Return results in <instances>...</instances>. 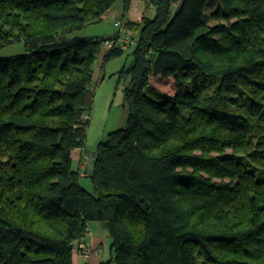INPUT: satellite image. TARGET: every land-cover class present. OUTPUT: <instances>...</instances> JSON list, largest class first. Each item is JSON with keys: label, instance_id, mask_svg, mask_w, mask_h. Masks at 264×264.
Listing matches in <instances>:
<instances>
[{"label": "trees", "instance_id": "obj_1", "mask_svg": "<svg viewBox=\"0 0 264 264\" xmlns=\"http://www.w3.org/2000/svg\"><path fill=\"white\" fill-rule=\"evenodd\" d=\"M116 1L0 0V49L19 48L0 57V264H71L89 220L100 264H264V0H216L214 25L208 0H146L125 22L127 124L88 155L90 194L71 153H87L94 61L124 49L69 36Z\"/></svg>", "mask_w": 264, "mask_h": 264}, {"label": "rangeland", "instance_id": "obj_2", "mask_svg": "<svg viewBox=\"0 0 264 264\" xmlns=\"http://www.w3.org/2000/svg\"><path fill=\"white\" fill-rule=\"evenodd\" d=\"M178 2L179 0H174V7L178 6ZM147 3L146 0H130L128 8L123 12L121 19L118 18L113 21L110 18H104L101 21L85 25L69 36L71 38L79 36L103 38L118 33V44L124 49V54L122 56L115 57V59L105 62L102 69H100L101 59L99 57L92 65L94 79L91 87L94 90V95L92 107L88 112L89 120L84 140V148L87 152L94 151L96 144L101 139L105 138L107 133L126 127L128 111L125 92L128 88L130 77L123 75L120 70L130 63L131 56L129 53L135 43V34L130 28L125 26V22L137 21L142 15L147 17L152 16L153 10H151L149 5H146ZM217 9L218 3L216 0L207 1L203 14H205V19L208 24H216L209 20L208 16ZM115 22H118L119 26H115ZM104 43L103 41V46ZM103 46V49L109 48L106 45L104 46L105 48ZM18 52L19 48L17 46L3 48L0 49V57L10 56ZM199 82L209 90L218 85L217 80L209 81L207 78H200ZM156 92H158L157 89ZM151 94H153V91ZM78 184H80L85 191L93 194V186L88 175L80 176L78 178Z\"/></svg>", "mask_w": 264, "mask_h": 264}, {"label": "crops", "instance_id": "obj_3", "mask_svg": "<svg viewBox=\"0 0 264 264\" xmlns=\"http://www.w3.org/2000/svg\"><path fill=\"white\" fill-rule=\"evenodd\" d=\"M123 12L122 0H117L113 4V7L107 10L101 18H110L114 21L118 18L121 19ZM87 153L90 154L91 152ZM87 153H83L81 148H74L71 153L73 165L76 164L74 167L82 173L81 176H85L88 173L87 167L89 160L87 159V155L89 154ZM82 248L99 249V253L84 258L81 254ZM71 255V264H100V262L107 261L111 258L112 253L108 234L107 231L103 229L100 222L93 220L87 222V233L82 239L74 242Z\"/></svg>", "mask_w": 264, "mask_h": 264}, {"label": "built area", "instance_id": "obj_4", "mask_svg": "<svg viewBox=\"0 0 264 264\" xmlns=\"http://www.w3.org/2000/svg\"><path fill=\"white\" fill-rule=\"evenodd\" d=\"M114 24H115V26H119L118 22H115ZM104 42H105L104 46L106 45L107 47H111L112 42H110V41H104ZM98 253H99V249H90V248H88V249L82 248L81 249V254L84 258H88L89 255L98 254Z\"/></svg>", "mask_w": 264, "mask_h": 264}]
</instances>
